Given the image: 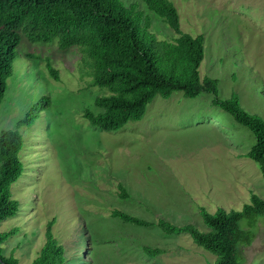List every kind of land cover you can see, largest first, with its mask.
<instances>
[{
    "label": "rangeland",
    "instance_id": "1",
    "mask_svg": "<svg viewBox=\"0 0 264 264\" xmlns=\"http://www.w3.org/2000/svg\"><path fill=\"white\" fill-rule=\"evenodd\" d=\"M150 28L159 39L177 34L142 0ZM180 29L203 35L200 77L217 80V95L237 94L241 106L264 119V0H170ZM61 50L57 39L16 48L13 74L0 103V132L15 129L42 97L38 118L19 128L22 175L11 185L19 202L16 215L0 223V232L17 227L2 244V254L30 264L45 241V228L64 245L68 264H208L216 255L194 243L187 233L168 234L157 226L124 223L110 212L118 209L148 221L163 218L192 224L205 232L200 207L241 210L254 192L264 199V181L257 164L245 156L254 144L252 132L219 106L213 95L187 97L173 92L156 95L140 120L105 131L83 116L96 111L94 98L105 89L80 77L78 55ZM43 55L58 69L55 81ZM99 91V92H98ZM121 185L128 198L118 195ZM248 219L240 222L247 228ZM252 243L240 246V264H264V214L250 224ZM90 243L83 249L84 237ZM142 245L160 248L156 256ZM78 262V263H76Z\"/></svg>",
    "mask_w": 264,
    "mask_h": 264
},
{
    "label": "trees",
    "instance_id": "2",
    "mask_svg": "<svg viewBox=\"0 0 264 264\" xmlns=\"http://www.w3.org/2000/svg\"><path fill=\"white\" fill-rule=\"evenodd\" d=\"M146 8L161 17L177 34L172 40L159 39L150 28L149 13L137 3L125 4L122 0H0V103L13 74L16 48L27 37L31 42L57 39L61 50L72 48L78 55L80 77H90L89 86L100 87L106 93L94 98L96 111L84 109L82 116L93 126L105 131L122 128L129 121L140 120L147 104L156 95L168 98L180 91L187 97L205 92L213 95L212 104L229 113L234 120L248 128L254 144L245 154L254 161L264 181V119L244 110L238 95L220 99L217 80L200 77L199 66L203 59V35L192 36L180 29L178 12L170 0H142ZM43 66L58 81V69L43 55ZM48 97L40 98L27 114L17 122L15 129L0 132V223L13 217L19 202L12 197L11 185L22 175L19 158L22 135L19 128L31 125L48 104ZM118 195L128 198L119 185ZM112 217L136 226H157L164 233H187L194 243L216 255L208 264H240V246L252 243L255 234L250 224L264 214V199L252 192L250 202L241 210L217 207L214 212L203 206L199 209L208 230L202 232L192 224L176 225L163 218L148 221L124 211L113 209ZM248 219L247 228L240 222ZM54 219L47 222L45 241L30 264H68L64 245L54 236ZM17 227L0 232V264H18L12 253L2 254V244L16 234ZM84 237L83 249L90 243ZM143 251L156 256L160 248L142 245ZM78 263V262H76Z\"/></svg>",
    "mask_w": 264,
    "mask_h": 264
}]
</instances>
